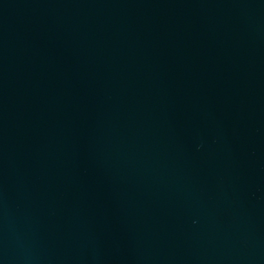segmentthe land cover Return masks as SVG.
Returning a JSON list of instances; mask_svg holds the SVG:
<instances>
[{"label": "water", "instance_id": "1", "mask_svg": "<svg viewBox=\"0 0 264 264\" xmlns=\"http://www.w3.org/2000/svg\"><path fill=\"white\" fill-rule=\"evenodd\" d=\"M0 264H264V0H0Z\"/></svg>", "mask_w": 264, "mask_h": 264}]
</instances>
